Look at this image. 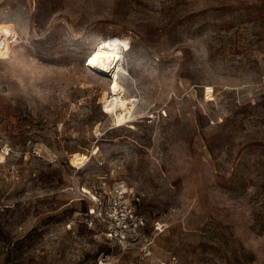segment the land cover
<instances>
[{"label":"rangeland","instance_id":"374dc122","mask_svg":"<svg viewBox=\"0 0 264 264\" xmlns=\"http://www.w3.org/2000/svg\"><path fill=\"white\" fill-rule=\"evenodd\" d=\"M0 156V264H264V0H0ZM114 188L136 248L89 225Z\"/></svg>","mask_w":264,"mask_h":264},{"label":"built area","instance_id":"2783aa9c","mask_svg":"<svg viewBox=\"0 0 264 264\" xmlns=\"http://www.w3.org/2000/svg\"><path fill=\"white\" fill-rule=\"evenodd\" d=\"M162 115L167 116V112L162 111ZM106 194L92 196L95 204L90 210L89 225L103 229L104 235L122 248L138 247L147 224L146 216L135 206L139 196L122 188H114Z\"/></svg>","mask_w":264,"mask_h":264},{"label":"bare ground","instance_id":"6f19581e","mask_svg":"<svg viewBox=\"0 0 264 264\" xmlns=\"http://www.w3.org/2000/svg\"><path fill=\"white\" fill-rule=\"evenodd\" d=\"M129 47L130 41L127 38L114 36L102 39L88 56L86 66L117 81L120 73L128 74L123 65V54ZM138 100L137 97L120 100L116 110L117 121L120 125L128 120ZM3 158L0 156L1 160Z\"/></svg>","mask_w":264,"mask_h":264},{"label":"snow or ice","instance_id":"6c2138e0","mask_svg":"<svg viewBox=\"0 0 264 264\" xmlns=\"http://www.w3.org/2000/svg\"><path fill=\"white\" fill-rule=\"evenodd\" d=\"M89 63L91 64V61H89ZM113 87H115V85H113Z\"/></svg>","mask_w":264,"mask_h":264}]
</instances>
